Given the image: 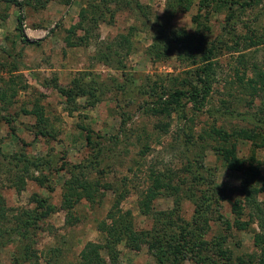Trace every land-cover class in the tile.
I'll use <instances>...</instances> for the list:
<instances>
[{
    "label": "rangeland",
    "instance_id": "rangeland-1",
    "mask_svg": "<svg viewBox=\"0 0 264 264\" xmlns=\"http://www.w3.org/2000/svg\"><path fill=\"white\" fill-rule=\"evenodd\" d=\"M15 1L0 0V150L2 155L25 157L39 165L26 168L13 158H0V195L11 210L6 220L9 225L19 211L34 208L33 195L47 198L55 209L39 223L31 264H76L86 243H105L99 223H111L108 214L117 210L130 211L134 229L148 234L149 241L162 240L173 246L178 226L190 221L197 208L194 200L207 186H199L195 176L224 192L213 196L209 206L203 236L206 253L202 255L211 257L207 264H257L260 251L253 236L264 232L259 228V223L264 226V192L256 198L259 210H243L241 220L250 223L252 217L247 230L226 228L223 218L232 224L231 204L242 200L237 191L241 175L223 162L218 150L223 143L210 131L215 125L232 134L251 125L240 117H212L209 110L222 109L226 102L232 113L244 114L245 119L259 113L260 99L251 101L248 90L242 91L235 83V69L242 71L238 60L244 56L247 87V81L255 79L264 65V0L238 11L237 38L228 44L237 39L240 51L221 50L214 59L211 95L204 106L181 97L176 107L181 112L169 114L151 110L158 108V98L168 100L176 90L188 93L198 86L195 72L201 66L200 54L208 41L220 36L232 0L224 6L209 0L208 14L199 9V0H192L188 11L172 18L169 0H138L144 7L142 15L106 3L110 0L94 1L99 7L96 12L90 0ZM196 15L200 16L198 24L193 21ZM247 27L260 40L253 39L258 42L245 48L241 40L249 34ZM178 30L204 37L200 45L197 39L193 41V59L180 43L172 42V33ZM154 46L166 49L167 55L155 59ZM59 89L72 92L74 102H67ZM81 90L90 97L82 96ZM38 131L47 137L36 136ZM184 131L192 135L189 149ZM230 140L236 142L233 135ZM236 155L242 160L253 155L264 177V148L237 140ZM153 174L172 187L161 188L151 213L145 214L138 202L153 185ZM82 180L88 182L86 188L93 199L83 197L64 210L63 194L70 183L77 185ZM14 251L15 244L0 248L1 262H12ZM101 256L103 264H156L147 245L133 250L124 241L114 257L106 251Z\"/></svg>",
    "mask_w": 264,
    "mask_h": 264
},
{
    "label": "trees",
    "instance_id": "trees-1",
    "mask_svg": "<svg viewBox=\"0 0 264 264\" xmlns=\"http://www.w3.org/2000/svg\"><path fill=\"white\" fill-rule=\"evenodd\" d=\"M17 4L15 0H9ZM96 0H90L89 6L92 11L96 12L99 10V7L94 3ZM214 1V0H213ZM218 5H225L226 0H215ZM259 0H244L240 2L239 0H232L229 3L227 8V14L224 20V25L221 27V34L217 38L212 39L206 43V46L201 52V66L195 72V79L198 86H193L192 89L187 93L186 91L176 90L173 94L168 97V100H162L158 98L159 102L157 103L158 108H153L151 111L154 114H169L172 111L177 110L179 101L181 97H188L189 101L193 102L198 106H204L206 99L211 95V83L214 79V59L218 57L221 50H233L235 52L240 51V43L238 40H232L233 43L228 44L232 38H237L236 34V23L240 21V14L238 11L243 12L248 7L252 5H257ZM106 3H114L116 6H126L130 9L135 10L137 13L143 14L144 7L141 6L138 0H110ZM192 0H169L167 6L169 7L170 18L175 16L178 12H186L191 6ZM199 9L208 14V8L210 6L209 0H199ZM168 12V13H169ZM208 12V13H207ZM81 17L84 19L85 11L82 10ZM200 16H193V21L197 24L199 23ZM92 22L96 23L94 19ZM248 28V27H247ZM18 29L22 33V19L18 18ZM249 34L247 37H244L241 41L243 46L247 48L249 45L256 44L258 41L254 42L253 39L260 38L255 35L253 29L248 28ZM173 38L172 42L175 44L180 43L181 47L184 48L185 52H189V56L193 59L194 49L192 48L193 41L197 39L200 45L204 42V37L200 36L199 38L194 37L193 35L183 31L178 30L172 33ZM248 41V43H246ZM70 44V42H68ZM166 47V46H165ZM152 56L159 60L164 58L168 51L161 49V46H154ZM169 49V48H167ZM239 65L242 67V71L237 68L235 69V77L238 85H240L242 91L248 90V95L251 98V101L254 98L260 99V109L259 113L253 115L249 119H245L244 114L232 113L230 106L226 102H222V109L217 108L209 110L211 116H219L221 118L235 117L242 118L240 121H246L247 125H251L249 128L239 127L235 129L232 134L227 133L226 131L219 130L215 125L211 128V133H214L223 144L221 148L218 149L221 152L222 160L226 166L236 172H239L241 175L240 186L237 189L240 199H237L231 204L232 214L234 216V221L231 224L229 220L223 218V222L227 229L235 228L238 231L247 230L249 224L252 222L243 221V210L245 207L251 209H260V205L256 201L257 196L264 192V177H262L259 166H256L254 156H250L248 160H242L236 155L237 140L247 141L254 144L256 147L264 148V65L262 68H258L257 72L254 74L255 79L247 81L244 84L243 76H245V71L247 70V62L244 56H240L238 60ZM255 66V65H254ZM250 66L254 71L256 68ZM255 72V71H254ZM234 82H231L232 84ZM59 92L66 98L67 102H74L72 97V92L59 89ZM82 96L89 95L86 90H81ZM79 95V94H78ZM96 99V98H93ZM97 101V100H96ZM94 104V103H91ZM181 112L177 110V113ZM39 119H42L41 114L36 112ZM183 117L185 114L181 113ZM240 117V118H239ZM7 124L11 123V120L6 119ZM166 126H164V131H166ZM185 130V129H184ZM46 133V132H45ZM42 131L36 132L37 135L47 137ZM232 135L236 142L231 143ZM191 133H186L184 131V144L187 149H189L188 141L191 138ZM86 141L90 142V137L86 136ZM0 158L10 159L13 158L16 164L22 162L24 167H34L38 168L39 162L31 161L25 157H10L2 155L0 150ZM42 182V179H39ZM77 180H75L76 182ZM195 181L198 182V185H207L205 190L202 193V196L195 198L197 202V208L194 211L193 216L190 221L186 222L183 226H178L176 244L173 246L170 242L166 245L162 240L159 241H149L148 234L145 232H137L132 223V215L130 211L121 212L117 210L115 212L110 211L109 218L112 221L111 223L106 224L105 222L99 223L98 229L106 235V240L104 244H98L94 242H88L82 248L79 254V260L76 264H103L104 260L101 256V251H106L107 254L111 257L115 256L117 252V246L124 241L128 247L133 250H139L142 246L147 245L148 249L153 253L156 264H184L185 261H194L193 264H207L206 261H211L210 256L203 257V253H206V242L203 240L208 229V215L210 213L209 206L214 202L213 196H220L223 194V189L220 190V187H213L210 184L208 185L205 179L202 176H195ZM70 183V187L63 194V209L70 210L75 203H78L81 198L85 197L87 199H93V195L87 190L85 182L82 180L79 184ZM153 185L147 189V191L140 196L138 206L141 212L145 214L151 213V204L154 199H156L161 188L169 190L172 185L170 183H165L160 179V175L153 174ZM21 183H24V180H21ZM23 185V184H22ZM78 188L81 190L78 191ZM174 191L180 192L177 187L173 188ZM194 195V194H192ZM194 197V196H193ZM240 200V201H239ZM32 203H34V208L32 210L19 211L16 215L13 216V224L9 225L7 214L11 211L6 205L0 195V248L6 247L11 244H15V251L12 256V262L9 264H31L33 259H35L36 252L33 245H35V233L39 231V223L43 222L45 219L51 215L55 209L48 201L47 198L39 197L38 195H33L31 197ZM242 203V204H241ZM262 212V211H259ZM69 212H67L68 215ZM258 214V213H257ZM261 214V213H259ZM262 215V214H261ZM260 221V215L258 216L257 221ZM6 221V222H5ZM70 222V219H67ZM259 228L264 231L263 223H259ZM219 243V242H217ZM253 243L256 248L259 249L260 254L258 256L257 264H264V232L255 233L253 236ZM0 264H3L0 260Z\"/></svg>",
    "mask_w": 264,
    "mask_h": 264
}]
</instances>
